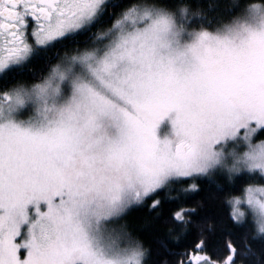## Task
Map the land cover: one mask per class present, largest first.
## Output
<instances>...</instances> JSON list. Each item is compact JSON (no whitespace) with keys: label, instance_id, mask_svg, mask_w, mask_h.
I'll return each mask as SVG.
<instances>
[{"label":"snow or ice","instance_id":"6c2138e0","mask_svg":"<svg viewBox=\"0 0 264 264\" xmlns=\"http://www.w3.org/2000/svg\"><path fill=\"white\" fill-rule=\"evenodd\" d=\"M0 264H264V0H0Z\"/></svg>","mask_w":264,"mask_h":264},{"label":"trees","instance_id":"16d2710c","mask_svg":"<svg viewBox=\"0 0 264 264\" xmlns=\"http://www.w3.org/2000/svg\"><path fill=\"white\" fill-rule=\"evenodd\" d=\"M38 69V65L35 66ZM188 203H194L193 200H189ZM178 205L176 203H172L165 208L164 217H167L169 213L176 209ZM202 215L208 216L214 219L216 223L215 232L210 234L209 239L213 245H223L224 237L228 233L229 229L232 228V225L229 223L227 217V209L219 202H214L210 206H207L205 209L202 210ZM146 213L144 210H133L129 214V221L136 227H140L144 224ZM173 225L168 224L162 218L161 220L157 221L154 225L155 229H159L161 233L167 227H172ZM145 237L148 239L149 242H152L151 232L149 230H144ZM196 239L195 231L193 230L189 236L182 241V243H189Z\"/></svg>","mask_w":264,"mask_h":264}]
</instances>
